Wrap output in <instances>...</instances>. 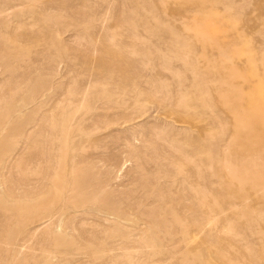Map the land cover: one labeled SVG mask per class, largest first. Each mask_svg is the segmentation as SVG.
Returning a JSON list of instances; mask_svg holds the SVG:
<instances>
[{
    "label": "rangeland",
    "instance_id": "obj_1",
    "mask_svg": "<svg viewBox=\"0 0 264 264\" xmlns=\"http://www.w3.org/2000/svg\"><path fill=\"white\" fill-rule=\"evenodd\" d=\"M0 264H264V0H0Z\"/></svg>",
    "mask_w": 264,
    "mask_h": 264
},
{
    "label": "bare ground",
    "instance_id": "obj_2",
    "mask_svg": "<svg viewBox=\"0 0 264 264\" xmlns=\"http://www.w3.org/2000/svg\"><path fill=\"white\" fill-rule=\"evenodd\" d=\"M44 90V89H43ZM47 91V90H46ZM91 97V96H90ZM49 99V98H48ZM73 101V100H72ZM71 101V102H72ZM96 101H98V100H96ZM104 107H108L107 105H106V103H103V102H100ZM101 109H103V107L102 106H99ZM73 109H77V107H73L72 108V110ZM74 110V111H75ZM78 110V109H77ZM74 114V113H73ZM72 114V115H73ZM72 115H70V117L68 118L67 117V119H72ZM66 119V120H67ZM70 125H69V123H68V126L66 127V135H68V133H69V129H70V127H69ZM64 140H65V138H64ZM46 201H47V199H46ZM45 201V199H44V197L43 196H39L38 197V200H37V204L39 205V207L41 208V211L42 210H47L48 212H47V217L48 218H50V220H53V222H55V221H57L58 222V225L59 226H61V224H60V222H61V216L62 215H65L67 212H68V210L70 209V208H73V207H76V206H72L71 204H74V203H72L73 201H71L70 200V198H68L67 196H63V195H61L60 194V192L58 193V192H54V193H51L50 194V196L48 197V201L46 202ZM45 202L47 203L46 205H47V207L45 206ZM213 205V204H212ZM85 212H97V209L95 210V209H85L84 210ZM111 216H113V213L112 212H108V213H106V214H104V219L105 220H107V219H109V218H111ZM179 218V217H178ZM178 218L176 219V218H174V221H177L178 220ZM82 221H85V219H82ZM206 224H210V217H208V219H207V221H206V223H205V225ZM100 234H102L101 235V237L103 236V237H108V236H111V234L110 233H108V232H102V233H99V234H97V235H100ZM199 233H198V231H196V230H191V231H182V240H194L195 239V237L198 235ZM95 233H93L92 234V236H97Z\"/></svg>",
    "mask_w": 264,
    "mask_h": 264
}]
</instances>
